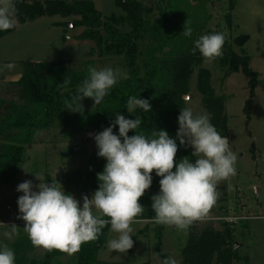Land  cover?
<instances>
[{"label": "trees", "instance_id": "obj_1", "mask_svg": "<svg viewBox=\"0 0 264 264\" xmlns=\"http://www.w3.org/2000/svg\"><path fill=\"white\" fill-rule=\"evenodd\" d=\"M111 1L122 14H112L103 19L93 4L85 0H14L16 25H24L43 16L72 18L75 28L82 29L75 40L89 42L92 45L91 56L120 58L125 75L118 78L100 104L96 105L92 98H84L80 112H74L65 109V100H71L76 95L78 86L88 78V69L93 63H25L19 81L4 92V95L8 94L15 100L0 99V187L16 184L26 150L43 134L58 130L56 137L70 142L75 134L84 131L95 142V134L112 126L117 112L127 119L139 116L142 123L136 131L146 136L156 130H165L171 138H176L178 116L184 109L182 97L187 92L189 77L193 68L204 59L198 50L195 54L191 50L200 36L222 33L219 28L211 29L208 26L210 15L207 8L223 0H153L154 21L148 18L144 0ZM237 2L226 0L227 10L232 13ZM225 20L228 23L230 17L227 16ZM186 22L193 29L190 37L182 34ZM14 30L15 27L0 31V39ZM247 40L246 35L233 40L240 52L236 54L225 38L223 54L214 61L221 67H229L230 71L240 70L253 86L256 74L248 68L249 58L244 49ZM141 42L144 44L142 50ZM207 77L206 71L199 74L198 90L202 94L209 91L204 84ZM64 79L70 80V83L65 85ZM131 96L149 100L151 111L145 113L136 109L129 113L126 104ZM203 105L210 114V123L222 136L227 137L223 100L204 98ZM113 133L119 135L118 125L113 127ZM134 134V130L128 133L129 136ZM176 142V163L184 157L195 162L190 146H181L179 140ZM55 143L56 140L51 142ZM97 153L96 145L85 166L58 181L65 185L66 194H71V183H82L93 193L98 189L97 174L104 170L107 161ZM160 179L155 172L152 173L151 187L140 199L145 211L135 220L149 221L157 228L163 225L153 221L155 213L151 209V197L159 193ZM187 229L188 238L183 251L186 264H209L215 254L219 259L221 254L228 252L222 251L226 243L220 234L206 230L199 233L197 221ZM108 230L109 225L102 229L97 240L84 243L73 254L77 264H97V254L106 243ZM157 252L163 262L164 256ZM54 255L69 256L58 250Z\"/></svg>", "mask_w": 264, "mask_h": 264}, {"label": "rangeland", "instance_id": "obj_2", "mask_svg": "<svg viewBox=\"0 0 264 264\" xmlns=\"http://www.w3.org/2000/svg\"><path fill=\"white\" fill-rule=\"evenodd\" d=\"M85 1L91 2L103 19L122 14L111 0ZM144 7L148 18L154 21L153 0H144ZM207 10L210 15L208 26L219 28L225 34L234 53L240 52L233 40L240 35L248 37L244 49L249 58L248 68L256 74V79L251 86L249 78L240 70L230 71L229 67L205 59L193 68L189 77L187 92L182 97L184 108H190L194 116L209 114L203 99H222L229 148L237 157L236 174L217 184L216 202L207 218L197 221L198 232L206 230L220 234L226 243L222 251L228 252L221 254L219 259L215 254L209 264H264V0H238L232 13L227 10L226 0L208 6ZM227 16L230 17L228 23ZM73 20L43 16L16 25L12 33L0 39V99L15 100L4 92L19 81L27 62L91 61L92 68L111 67L117 71L118 78L125 75L120 58L91 56L92 45L75 40L82 29L75 28ZM140 45L142 50L144 44L141 42ZM203 71L208 72L204 81L209 90L206 94L198 90L199 74ZM57 133L58 130H54L43 134L29 146L16 184L0 187V246L7 245L14 251L15 264H77L73 255L57 257L55 250L48 252L34 247L24 231L25 221L18 219L17 200L23 195L17 191L20 183L31 181L34 186L38 185L37 177L49 184L52 179L59 181L85 166L96 147L87 132L75 134L70 142L57 138ZM53 140H56L55 144H51ZM62 187L65 191V185ZM69 188L81 206L84 195L89 198L93 195L82 183H71ZM33 190L37 189L34 187ZM12 225L16 226V234L9 238L5 233H11ZM131 227L133 247L126 253H119L108 247L109 241L118 237L109 225L106 243L97 254V264H162L157 251L165 259L173 257L178 264H186L183 251L188 229L178 230L175 226L165 225L157 228L149 221H135ZM235 244L238 247L233 250Z\"/></svg>", "mask_w": 264, "mask_h": 264}, {"label": "clouds", "instance_id": "obj_3", "mask_svg": "<svg viewBox=\"0 0 264 264\" xmlns=\"http://www.w3.org/2000/svg\"><path fill=\"white\" fill-rule=\"evenodd\" d=\"M17 23L14 0H0V31L12 29ZM192 32L186 22L182 34L190 37ZM224 43L223 33L204 34L191 51L195 54L198 50L205 60L212 61L222 56ZM88 73L76 95L65 100V109L80 112L84 98L100 104L118 80L117 71L111 67H90ZM63 83L67 85L70 80L64 79ZM126 108L129 113L136 109L151 111L149 100L136 96L128 98ZM115 116L112 126L94 136L97 155L106 158L107 163L97 174L98 189L91 198L82 197V206L72 194L65 193L56 179L49 184L36 176L38 185L31 181L18 185L17 191L23 193L17 200L18 219L25 221L24 231L34 247L73 255L84 243L97 240L102 229L110 225L118 237L109 241V249L126 253L133 247L131 225L145 211L140 199L151 187L153 172L161 177L160 191L151 197L153 221L178 230L207 218L217 199V184L236 174V154L230 150L228 138L210 123L209 114L194 116L190 108L181 109L175 139L165 130L148 136L137 132L142 123L139 116L127 119L118 112ZM116 125L119 135L113 133ZM130 130L135 134L129 136ZM177 140L181 146L194 149L191 156L196 157L195 162L184 157L176 163ZM13 234L15 225L11 233H5L9 238ZM0 264H15V253L7 245L0 246ZM162 264L178 261L168 257Z\"/></svg>", "mask_w": 264, "mask_h": 264}, {"label": "water", "instance_id": "obj_4", "mask_svg": "<svg viewBox=\"0 0 264 264\" xmlns=\"http://www.w3.org/2000/svg\"><path fill=\"white\" fill-rule=\"evenodd\" d=\"M70 27H73V25H71ZM184 98V97H183ZM237 247H238V245L237 244H235L234 246H233V250H236L237 249Z\"/></svg>", "mask_w": 264, "mask_h": 264}]
</instances>
